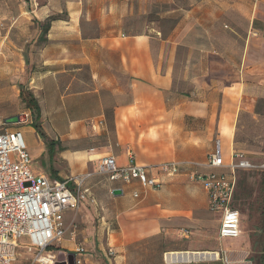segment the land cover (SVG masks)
Instances as JSON below:
<instances>
[{"label": "crops", "instance_id": "0c3cea01", "mask_svg": "<svg viewBox=\"0 0 264 264\" xmlns=\"http://www.w3.org/2000/svg\"><path fill=\"white\" fill-rule=\"evenodd\" d=\"M25 2L29 11L12 21L9 42L23 70L29 69L28 89L45 136L36 133L31 121L21 123L25 127L17 131L25 135L28 154L37 141V158L48 156L53 162L56 142H66L63 165L73 176L95 172L105 156L126 166L129 154L141 167L176 163L191 174L196 169L207 174L203 165L216 141L226 165L242 152L243 140L236 136L240 118L244 113L258 118L255 110L264 103V0ZM53 95L64 102L65 112L80 115L61 137L53 124L61 113ZM82 142L88 145L81 148ZM32 162L31 157L35 176L66 181L59 164L49 165L53 173L48 169V176L34 171ZM107 180V192H93L96 205L87 201L78 209L74 240L67 232L46 254L56 247L74 254L78 243L86 251L84 264H254L252 239L238 237L227 244L219 238L221 215L208 209L200 182L195 200L188 186L166 185L159 192L161 182L159 189L144 190L136 181ZM118 189L122 194L113 196ZM131 206L150 211L149 217L131 216L136 211ZM213 215L218 216L215 223ZM129 226L136 227L134 233L126 231ZM205 228L217 231L220 242L213 249L202 247ZM168 236L184 239V245L164 253L145 246ZM28 246L24 237L17 251ZM167 253L196 257L166 263Z\"/></svg>", "mask_w": 264, "mask_h": 264}, {"label": "built area", "instance_id": "2783aa9c", "mask_svg": "<svg viewBox=\"0 0 264 264\" xmlns=\"http://www.w3.org/2000/svg\"><path fill=\"white\" fill-rule=\"evenodd\" d=\"M130 163L116 164L113 156H105L99 161L97 172L108 181L130 185L136 181L144 190L159 189L161 183L153 175L152 169L136 165L129 154ZM26 142L19 131L0 129V264H14L21 239L29 240L28 251L34 252L38 264H56L55 254H46L49 247L56 246L69 232L71 241L75 238V223L66 225L64 213H77L81 201L89 194L81 180H50L43 175L35 176L30 170ZM203 167L209 172L192 173L191 179L203 184L208 199V209L221 215L220 239L240 237L241 215L233 206L236 188V172L251 170L253 167L244 153L236 152L227 165L224 163L221 145L216 141L214 153L208 157ZM264 167V165H263ZM157 172L164 177L180 173V165L164 163ZM139 194L134 192L133 198ZM74 264H82L86 253L82 245L74 244ZM63 264H67L65 261Z\"/></svg>", "mask_w": 264, "mask_h": 264}, {"label": "rangeland", "instance_id": "374dc122", "mask_svg": "<svg viewBox=\"0 0 264 264\" xmlns=\"http://www.w3.org/2000/svg\"><path fill=\"white\" fill-rule=\"evenodd\" d=\"M29 6L26 4L25 0H0V129H5L8 131H17L18 129H22L25 125L19 124H6L4 125V121L10 117H16L25 115V120L28 122L31 121L32 125H38L41 130V122L39 121V115L36 110L27 109L24 101L28 100V93L32 94L29 88L30 82V73L29 69L23 70V62L22 60L18 61V58H15L12 55V50L9 42V37L11 36V23L16 17L26 16V10ZM29 11V10H27ZM21 31V30H20ZM23 33H27L26 27L23 28ZM21 93L22 99L20 98ZM34 95V94H33ZM48 101H52V97L48 96ZM55 107H57L61 113L58 115L56 119H54L53 124L56 126V133L59 137L64 136L65 131L68 127L69 121L78 120L80 117L77 113L65 112L64 110V102L59 99L58 96L53 95V102ZM264 104V103H263ZM260 104L257 106L255 113H259V117H254L252 114L244 113L240 118V123L237 125L236 136L243 140V147L240 151L248 156V160L252 165L251 170H243L237 174L236 177V188L234 192V201L233 206L241 215V238L248 239L251 241L258 240L259 242L264 241V229H262V207H263V191H264V105ZM21 124V125H20ZM43 132V131H42ZM95 137H98L95 135ZM25 140V135L23 136ZM31 139L34 140V137L31 135ZM102 137L100 136L99 139ZM26 141V140H25ZM57 146L55 147L54 153V161H48V156L46 154V158H37L36 154L38 152L39 146L37 145V141H35V147L33 149H29V154L32 157V169L37 171L41 169L50 176V173H53L50 170V164L57 163L59 164L58 169L60 172H63L66 176L64 180H81L86 174H89L90 177L86 178L83 184V188L89 189V194L85 196V199L81 201L79 206L80 210L83 209L84 206H87L85 202H90L92 205L94 204L93 192L95 189H101L103 192H107L105 190L104 183L107 180L105 175L98 174L97 170L95 172L92 169H88V172L80 175L71 176V171L67 166H64L63 163H66L64 160L68 154V146L66 142H56ZM87 143L82 142L80 147L85 148ZM139 149H141L139 147ZM239 150V149H238ZM165 163V162H164ZM162 165L161 163H157L154 165L147 166L148 169H152L153 173L157 172V167ZM49 169V172H48ZM196 172L200 173L196 169ZM192 172V173H196ZM93 179V180H92ZM156 179L159 180L163 188L159 191L164 190L166 185H178L179 187L188 186L191 190L190 195L196 200L198 197V188H201L199 184H197L194 180L191 179V171L182 169L177 176H173L171 178H163L160 174H157ZM108 181V180H107ZM157 192V193H159ZM136 200V199H135ZM133 202L135 205L136 201ZM149 202V195H147V199ZM100 201V199H99ZM141 202V201H140ZM84 205V206H83ZM132 205V202L129 203ZM134 207V206H131ZM136 207V206H135ZM134 207V208H135ZM138 207V206H137ZM96 211V207L94 208ZM131 214V216H135L143 220L144 218H148L150 215V211L143 210L142 208L137 210ZM79 212V211H78ZM65 219L70 224L73 220L74 223H77V214L75 212H70L65 216ZM218 219L217 215L211 216L210 221L213 223ZM131 221L130 219H128ZM145 220V219H144ZM130 223V222H129ZM215 223V222H214ZM136 227L129 226L126 228L128 233H134ZM204 239L202 247H206L208 249H213L215 245H217L220 240L217 236V231L215 228H205L204 229ZM231 240V239H229ZM229 240L226 243L228 244ZM184 239H177L176 237H166V240L161 238L160 240L150 241L145 246L149 248H156V252L160 248L162 253L167 252L169 249L178 248L179 245H184ZM78 242V239H77ZM80 242V241H79ZM81 243V242H80ZM142 245V244H141ZM159 247V248H158ZM153 249V248H152ZM53 254L56 255L57 260V252L64 251L59 247L52 249ZM66 252V251H64ZM67 253V252H66ZM46 253H43L42 256H45ZM36 254L34 252H30L28 250L17 251L15 256L14 264H38L35 262ZM164 256V255H163ZM66 258L60 259V262L65 261ZM82 264H84L83 257Z\"/></svg>", "mask_w": 264, "mask_h": 264}, {"label": "trees", "instance_id": "16d2710c", "mask_svg": "<svg viewBox=\"0 0 264 264\" xmlns=\"http://www.w3.org/2000/svg\"><path fill=\"white\" fill-rule=\"evenodd\" d=\"M22 96L23 95L21 94L20 97L22 98ZM23 102L25 103L27 109H33L36 111L38 110L36 100L34 99L32 94L28 93V100L24 101L23 99ZM33 128L41 138L45 137L42 130L40 129L38 125L37 126L33 125ZM263 198H264V191H263ZM262 209H263L262 210V214H263L262 229H264V199H263ZM252 245H253V251L255 254H254V257L251 258V260L254 261V264H264V241L259 242L258 240L253 241L252 239Z\"/></svg>", "mask_w": 264, "mask_h": 264}, {"label": "water", "instance_id": "95a60500", "mask_svg": "<svg viewBox=\"0 0 264 264\" xmlns=\"http://www.w3.org/2000/svg\"><path fill=\"white\" fill-rule=\"evenodd\" d=\"M22 121H25V115L7 118L4 121V125H6V124H19ZM121 194H122V192H121L120 189L114 190L112 192L113 196H118V195H121ZM74 257L75 256H74L73 253L72 254H66L63 251H58L57 252V262H56V264H63L65 261L67 262V264H74ZM63 258H66L65 261L64 262H60L59 260L63 259Z\"/></svg>", "mask_w": 264, "mask_h": 264}, {"label": "bare ground", "instance_id": "6f19581e", "mask_svg": "<svg viewBox=\"0 0 264 264\" xmlns=\"http://www.w3.org/2000/svg\"><path fill=\"white\" fill-rule=\"evenodd\" d=\"M205 256H209V257H213L212 254H206ZM196 256H191L190 254H175V253H167L165 255V262H183V260H189V259H192V258H195ZM42 259L44 261H46L45 259H47L46 256H43Z\"/></svg>", "mask_w": 264, "mask_h": 264}]
</instances>
